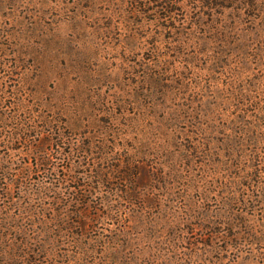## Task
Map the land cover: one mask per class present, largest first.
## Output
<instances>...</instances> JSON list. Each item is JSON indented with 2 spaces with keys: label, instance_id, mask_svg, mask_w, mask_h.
<instances>
[{
  "label": "rangeland",
  "instance_id": "374dc122",
  "mask_svg": "<svg viewBox=\"0 0 264 264\" xmlns=\"http://www.w3.org/2000/svg\"><path fill=\"white\" fill-rule=\"evenodd\" d=\"M259 156L264 0H0V263L264 264Z\"/></svg>",
  "mask_w": 264,
  "mask_h": 264
},
{
  "label": "trees",
  "instance_id": "16d2710c",
  "mask_svg": "<svg viewBox=\"0 0 264 264\" xmlns=\"http://www.w3.org/2000/svg\"><path fill=\"white\" fill-rule=\"evenodd\" d=\"M259 111H263V107L259 109ZM260 157V156H259ZM260 164L258 165L256 171L258 174L262 175L263 171L262 168L264 166V162L262 161L263 157H260ZM4 176V173L2 174L0 172V177ZM3 186H10L11 184L8 181L3 182ZM10 187L8 188L9 192L8 194L10 195V199L12 200L9 202V204L6 205L5 209L0 210V238L2 237L3 231L5 232L6 230H11V231H16V232H21L24 234H27V228L25 226H22L19 224L21 221H26L29 220L33 217H38V218H44V213L41 211H36V209L33 208L34 203L32 201H24L20 202L14 199ZM24 189V187H21ZM32 193H37L38 191L35 190L34 188H31ZM1 242V240H0ZM28 241H22L20 243V247L26 248ZM0 264H11L8 261H3Z\"/></svg>",
  "mask_w": 264,
  "mask_h": 264
}]
</instances>
